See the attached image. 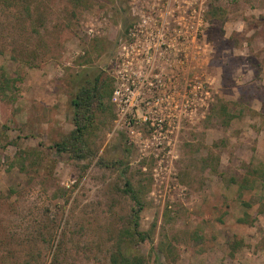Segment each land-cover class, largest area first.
<instances>
[{
    "label": "rangeland",
    "instance_id": "obj_1",
    "mask_svg": "<svg viewBox=\"0 0 264 264\" xmlns=\"http://www.w3.org/2000/svg\"><path fill=\"white\" fill-rule=\"evenodd\" d=\"M88 2L49 0L39 29L51 51L35 66L11 49L18 35L32 47L30 27L0 6V81L20 79L0 92V264H108L134 206L127 179L143 191L139 230L152 237L127 252L147 264H264V177L254 172L264 171V0ZM168 3L176 17L194 15L196 37L146 54L151 40L130 34L134 13ZM100 71L143 84L139 104L106 100L93 157L58 153L80 73Z\"/></svg>",
    "mask_w": 264,
    "mask_h": 264
},
{
    "label": "trees",
    "instance_id": "obj_2",
    "mask_svg": "<svg viewBox=\"0 0 264 264\" xmlns=\"http://www.w3.org/2000/svg\"><path fill=\"white\" fill-rule=\"evenodd\" d=\"M89 0H71L75 7L89 6ZM49 0H0V6L6 11H15L18 19L21 20L23 26V32L30 27V39L32 47L29 48L21 40L22 35L15 37L12 42L13 58L21 60L28 66L36 65V57L40 55H48L51 51L50 43L44 39L39 27L45 26L47 21V10ZM209 16L216 15L215 11H211L208 8ZM30 20V21H29ZM30 22V23H29ZM1 25V23H0ZM129 25L126 26L128 29ZM5 34V33H4ZM15 36V33H14ZM6 38L8 35L5 36ZM0 36V40H1ZM59 40L55 41L56 46L59 45ZM1 43V41H0ZM102 71H104L102 69ZM82 82H80L75 96L72 98L71 104L73 107V123L74 129L65 135L60 141L54 144V148L58 153H70L75 159H88L93 157L96 153L95 139L99 123L103 120L97 121L100 118V114L104 115L107 109L106 100L112 102V96L116 87V81L113 75L109 74L103 76L101 71L91 76L90 73H80ZM20 79L7 77L3 75L0 81V92L7 94L9 91H13V88L17 86ZM15 95V93H14ZM15 96H13L14 98ZM115 117V114H113ZM258 176L263 179L264 171H254ZM249 186L248 184L242 185V187ZM129 195L134 201V206L131 215L128 219V223L122 227L116 236V241L112 246L109 253L108 264H147V258L143 254L129 253L125 250V245H134L135 243L145 242L150 240L151 233L147 231L139 230L140 212L143 210V200L141 195L143 191L140 188H136L130 179L125 182V189L123 191ZM137 206V207H136ZM249 206V203H247ZM136 207V208H135ZM241 218L240 221L254 222L253 219ZM237 245L234 241L231 245L235 248ZM58 256L54 258L57 263Z\"/></svg>",
    "mask_w": 264,
    "mask_h": 264
},
{
    "label": "built area",
    "instance_id": "obj_3",
    "mask_svg": "<svg viewBox=\"0 0 264 264\" xmlns=\"http://www.w3.org/2000/svg\"><path fill=\"white\" fill-rule=\"evenodd\" d=\"M171 7L172 6L170 5V3H168V5H166L165 7V10L161 9L158 12L156 10H158L159 7L156 8L153 5L151 7H147L149 10L146 9L144 13H141L143 9H140L138 13H134L135 8L132 9L133 13L139 15L140 17L137 22L132 25L133 27H131L130 34L137 36L136 42L141 41V39H143L142 41H148L149 39L151 40L148 47L149 49L146 54H148L149 51H159L162 44L174 43L176 41V38H180L182 42L185 41V43H189L193 39H195L196 36L195 34H193V31L195 29V22L192 20L194 15L181 14L180 16L176 17L171 13ZM169 13L171 14V18L168 16ZM173 17L178 18L179 20ZM173 24H175L174 27ZM197 25L198 26L196 29L198 30V27L202 25V19L198 20ZM133 28L135 30H132ZM169 35L175 36V38L168 39ZM140 55V53H137V57H139ZM159 55V52H152V56H155V58H157ZM149 57L150 56H146L145 58H148L150 60L152 57ZM149 84L151 86H155L152 81L149 82ZM161 85L162 83L159 80V84H156L155 87H159ZM149 89L151 88L149 87ZM141 91H143V84H141L140 86L136 85L134 77L128 73H125V75L122 76V81L120 82V84H116L111 101L117 106H134L137 103L139 104L138 97L140 96Z\"/></svg>",
    "mask_w": 264,
    "mask_h": 264
}]
</instances>
